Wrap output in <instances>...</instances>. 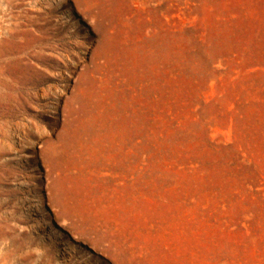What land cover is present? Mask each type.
I'll return each instance as SVG.
<instances>
[{
    "label": "rangeland",
    "instance_id": "rangeland-1",
    "mask_svg": "<svg viewBox=\"0 0 264 264\" xmlns=\"http://www.w3.org/2000/svg\"><path fill=\"white\" fill-rule=\"evenodd\" d=\"M21 58L0 264H264V0H0Z\"/></svg>",
    "mask_w": 264,
    "mask_h": 264
},
{
    "label": "bare ground",
    "instance_id": "bare-ground-1",
    "mask_svg": "<svg viewBox=\"0 0 264 264\" xmlns=\"http://www.w3.org/2000/svg\"><path fill=\"white\" fill-rule=\"evenodd\" d=\"M52 13H53V11H50L47 13V16L49 19L52 18ZM25 19H26L25 22L27 23L26 25L32 26L35 18H30V17H28V14H25ZM36 27L39 30L41 29V27H38V26H36ZM51 31H55L54 26H52ZM20 35H23V36L25 35V36L31 37L32 39H29L27 41L24 40L23 42H17L16 40L18 39V36H20ZM10 39L18 47V49L21 50L20 53L22 56L25 57L24 59L30 58L29 50L31 49L32 44L38 41V39L33 37V33L31 30H26L25 32H17V33L11 34ZM18 41H20V40H18ZM24 59H22V58L17 59L16 61H19V62H17L19 64H18V66L14 67L13 69L10 68V65H6L5 67H3L1 69L0 86L3 87V89H1V90L2 91L4 90V92H1L0 96L10 97L13 94L12 92L14 91L13 86H15V85L20 86V85H24V83H26L27 79L25 77V73L32 71V70H31V66L29 63L21 64L22 60H24ZM50 92L51 91L49 90L48 94H50ZM38 264H49V262L41 259V261L38 262Z\"/></svg>",
    "mask_w": 264,
    "mask_h": 264
}]
</instances>
